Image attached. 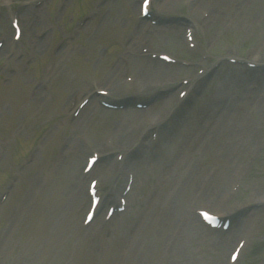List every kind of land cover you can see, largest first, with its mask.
<instances>
[{"label":"rangeland","instance_id":"rangeland-1","mask_svg":"<svg viewBox=\"0 0 264 264\" xmlns=\"http://www.w3.org/2000/svg\"><path fill=\"white\" fill-rule=\"evenodd\" d=\"M140 1L0 0V264H225L252 216L257 229L237 264H264V0H153L163 20L155 25L139 17ZM143 47L176 62H158ZM149 70L176 79L160 87L165 79L149 78L158 96L135 90ZM113 80L125 95L108 98L125 100L123 109L94 98L98 106L78 112L77 100ZM185 88L189 110L167 141L135 144L96 165L107 194L125 190L127 167L134 182L126 211L106 219L105 206L85 225L86 155L109 148L110 137L139 140L146 116L174 107ZM133 99L147 101V111ZM136 112L138 126L124 134L121 120ZM177 154L189 160L188 174L178 165L165 171ZM255 196L263 199L244 204ZM233 206L244 218L226 233L198 220V208Z\"/></svg>","mask_w":264,"mask_h":264},{"label":"bare ground","instance_id":"bare-ground-1","mask_svg":"<svg viewBox=\"0 0 264 264\" xmlns=\"http://www.w3.org/2000/svg\"><path fill=\"white\" fill-rule=\"evenodd\" d=\"M211 16H213L212 14H210V17ZM160 72V71H159ZM159 72H152V71H147L146 73H143V74H141V73H139V75H140V80H141V84H140V86H138V88H134L135 90H137V91H144L145 90V87H147V90L148 89H155V90H152L151 92H153L154 93V95H156V96H158L159 95V92H158V90H157V85H153L152 87H148L149 85H150V81L148 80L149 78H155V77H162L163 79H165L164 81H162V84L163 85H161L160 87H163L164 85H167V86H170L172 83H168V81H173L174 79H176V78H173V76H172V78H165V76L166 75H169V77L173 74V71L172 70H168V71H161V73H159ZM110 73V78H113V76H114V74H112V72H109ZM159 73V74H158ZM178 78V77H177ZM108 82V81H107ZM179 83V82H178ZM110 84H112V87H111V90H112V92L114 93H116L118 96H120V95H125V94H122V93H118V90L120 89V87L122 86L120 83H117V81H115V80H113V81H111L110 82ZM134 89H130V88H127V90H134ZM147 94H149V93H147ZM172 98H173V96H172ZM183 102V99L179 102V99L178 100H176V102H175V104H177V105H179V104H181ZM88 108L90 107V106H92V108H95L96 106H98L95 102H93V101H90L89 103H88ZM174 109V108H173ZM173 109L172 108H170L169 110H167V111H165V110H163V107L162 108H158L157 110H156V112H154L152 115H147L146 117H147V126H148V128L150 129V128H153V129H155V128H157V136L159 137V138H166L169 134H171L172 132H174L173 131V129L170 127V124H168V122H170V121H172L174 118H175V113L173 112ZM138 110H142V111H147V109H138ZM93 112V111H92ZM139 112H141V111H139ZM172 112H173V114H172ZM81 113V112H80ZM80 113H79V115H80ZM161 113V118L159 117V118H155L156 116H158L159 114ZM79 115L77 116V118L79 117ZM138 115V112H136V115L135 114H132V116H127V120H129V121H131V124H135V125H138V119H139V116H140V114H139V116H137ZM155 115V116H154ZM172 115V116H171ZM146 117L144 118V120L146 119ZM170 117V118H169ZM76 118V121L78 120ZM143 120V121H144ZM166 121H168V122H166ZM145 123L146 122H143V124H142V126H145ZM185 124V123H184ZM181 125H183V123L181 122ZM169 127V130L167 131L166 130V128H168ZM148 128H146L145 129V131H144V133H142L141 135H140V138H139V140H140V143H139V145L141 146V145H145V146H147V145H151L152 143H153V140L152 139H150V138H148L149 137V135H150V131H149V129ZM165 130V131H164ZM171 131V132H170ZM170 132V133H169ZM118 137H119V135H118ZM120 137H122V139H123V136H120ZM119 137V138H120ZM120 143H125V144H118V145H116V148H124V146L125 147H130V146H132V143H128V142H124V141H122V142H120ZM166 149H167V147H166ZM202 152V151H201ZM175 156V155H174ZM174 156L173 157H169V159L171 160V161H168L167 163H166V165H167V167H169L167 170H165V171H167L168 172V170L171 168V167H173V166H175V165H178V167H180L181 169H182V171L183 172H186L187 174H188V172H190V170H191V165H190V162H189V160L188 159H186L185 157H181V154H177L176 155V158H174ZM174 158V159H173ZM227 163H228V165H229V168L230 167H232L233 166V162H231V163H229V161H227ZM167 181H168V179H167ZM84 194L86 195V191H83V196H84ZM76 197H74V199H75ZM258 198V199H257ZM263 198L262 197H254V198H252L251 199V201H249V202H247V203H244V204H247L248 205V203H250V202H258L259 200H262ZM238 208H236L235 206H233V207H228V208H226V209H224V210H220V213H223V214H226V215H228V214H234V212L237 210ZM180 215H183V214H180ZM185 216H186V214H185ZM181 219L182 218H180L179 217V219H178V217H177V220L178 221H181ZM255 224V223H254ZM256 225V224H255ZM186 226H184V228H185ZM229 264V263H228Z\"/></svg>","mask_w":264,"mask_h":264}]
</instances>
